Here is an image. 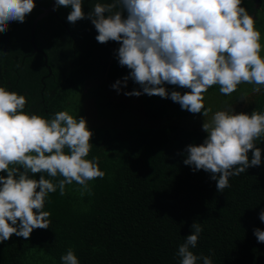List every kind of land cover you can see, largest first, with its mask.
<instances>
[{"label":"trees","instance_id":"1","mask_svg":"<svg viewBox=\"0 0 264 264\" xmlns=\"http://www.w3.org/2000/svg\"><path fill=\"white\" fill-rule=\"evenodd\" d=\"M52 1L36 0L23 23L10 22L7 31L0 32V86L26 96L25 111L47 119L58 111L70 112L74 96L89 95L101 85L113 89L130 72L118 62L120 43H99L88 18L69 23L70 7L55 8L57 15L39 21L35 43L40 51L35 52L32 24ZM110 2L83 0L86 17L94 4ZM263 5L264 0L242 3L255 21ZM163 86L169 94L189 91ZM211 91H219V86ZM149 97L151 102L144 103L139 96L136 106L139 115L151 120L147 126L90 129L87 159L98 162L105 176L89 182L90 193L81 195L75 182L66 185L63 196L59 188L49 193V227L34 229L27 240L13 234L0 242V264H62L61 256L69 249L80 264H180L178 247L194 223L203 229L191 249L198 257L208 256L213 264H264V243L254 235L255 229L264 230L259 218L264 210V138L256 142L261 164L230 177V187L219 192L210 173L184 164L187 146L202 144L208 135L184 124L195 114L170 96ZM254 110L264 112V88L247 93V100L232 109L248 114ZM170 118L176 120L159 124Z\"/></svg>","mask_w":264,"mask_h":264},{"label":"clouds","instance_id":"2","mask_svg":"<svg viewBox=\"0 0 264 264\" xmlns=\"http://www.w3.org/2000/svg\"><path fill=\"white\" fill-rule=\"evenodd\" d=\"M242 3L111 0L94 4L87 17L83 0H56L55 8L70 7L71 24L90 19L99 43H120L118 62L130 70L123 83L131 78L142 88L126 95L170 96L183 110L203 112L206 118L212 110L205 108L204 94L212 86H219L226 96L242 84L252 85L253 92L264 88L262 33ZM35 6L36 0H0V32L7 31L10 22L23 23ZM120 84L113 87L119 91ZM165 84L189 91L169 94ZM240 100H247V92ZM27 103L26 96L0 86V172L7 173L0 175V242L13 234L27 240L34 229L49 227V193L59 188L63 196L73 182L81 195L90 193L89 182L105 176L98 162L87 159L93 133L86 118L65 110L47 119L25 111ZM202 128L208 135L202 144L187 146L184 164L210 173L219 192L230 187V177L261 164L262 150L256 142L264 138V112L219 110ZM38 173L40 178H33ZM259 218L264 221V210ZM191 227L192 233L178 247L180 264H198L201 259L202 264H213L210 257H198L191 250L203 231L197 223ZM254 235L264 243V230L257 228ZM61 261L80 264L72 249Z\"/></svg>","mask_w":264,"mask_h":264},{"label":"rangeland","instance_id":"3","mask_svg":"<svg viewBox=\"0 0 264 264\" xmlns=\"http://www.w3.org/2000/svg\"><path fill=\"white\" fill-rule=\"evenodd\" d=\"M258 20H256V28L261 31V42L264 44V5L262 7ZM264 55V52L261 53ZM252 85L242 84L238 87V90L230 96H226L220 93V91H211L204 94L205 108H211V112L208 117L203 116V112L195 114L185 118L184 124L190 125L192 128H198L204 131L202 128L203 123L206 120H210L212 115L219 110H232L240 105V96L244 93H250L252 91ZM119 91L113 87V89L104 88L100 86L97 89H92L89 95L84 96L79 94L72 99V105L69 114L86 118L89 129H109L116 131V129L134 128L147 126L151 120L139 115L136 111L138 106L139 96L126 95L127 92L139 89L135 82L127 81L125 85L121 82ZM142 91V89H141ZM111 96V97H110ZM144 103L151 102V98L147 94H141ZM70 102V103H71ZM121 103L123 106L121 105ZM163 119L159 121L161 126L172 124V118ZM158 126V125H157ZM206 132V131H204Z\"/></svg>","mask_w":264,"mask_h":264},{"label":"water","instance_id":"4","mask_svg":"<svg viewBox=\"0 0 264 264\" xmlns=\"http://www.w3.org/2000/svg\"><path fill=\"white\" fill-rule=\"evenodd\" d=\"M55 4L56 0H53L52 3L48 6L43 8V11L41 14H39L35 20L33 21L32 28H31V43L33 44L35 48V52H39L40 50L37 48V45L35 43L36 39V30H37V25L41 19H43L45 16L49 15L50 13H54L57 15L55 11ZM47 59V58H46ZM47 61V60H46Z\"/></svg>","mask_w":264,"mask_h":264}]
</instances>
